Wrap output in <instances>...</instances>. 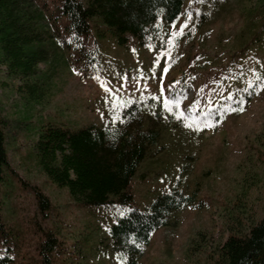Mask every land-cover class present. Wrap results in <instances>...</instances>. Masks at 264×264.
<instances>
[{"label":"rangeland","instance_id":"374dc122","mask_svg":"<svg viewBox=\"0 0 264 264\" xmlns=\"http://www.w3.org/2000/svg\"><path fill=\"white\" fill-rule=\"evenodd\" d=\"M45 1L51 11L57 0ZM260 2L187 0L176 21L154 25L160 27L146 44L134 38L119 44L111 30L94 28L80 48L60 22L62 43L49 62L39 63L52 82L38 102L27 99L21 80L0 63V109L17 173L6 175L0 192L6 224L0 248L5 253L12 247L11 264H39L38 246L48 229L59 240L54 253L59 264H127L126 252L110 237L111 226L173 187L193 194L196 205L175 211L173 223L153 233L138 264H217L229 231L239 226L244 232L260 220L264 47L254 41ZM253 79L259 88L248 103L237 98ZM137 100L145 102L147 123L162 132L131 181L133 202L76 204L38 165V128L48 122L116 126L122 109ZM31 186L50 198L45 213Z\"/></svg>","mask_w":264,"mask_h":264},{"label":"trees","instance_id":"16d2710c","mask_svg":"<svg viewBox=\"0 0 264 264\" xmlns=\"http://www.w3.org/2000/svg\"><path fill=\"white\" fill-rule=\"evenodd\" d=\"M186 1L57 0L50 11L44 8L45 0H0V63L7 67L9 75L21 80L27 99L38 102L50 91L52 82L51 73L40 69L39 63L49 62L52 52L62 43L58 40L60 22L80 48L94 28L111 30L119 44L128 43L130 38L146 44L150 32L160 27L154 25L160 22L165 27L176 21L185 10ZM260 3L254 13L259 19L253 34L258 47L263 48L264 0ZM150 36L154 37V33ZM250 84L248 91L243 88L236 94L247 103L259 88L255 79ZM144 103L137 100L126 105L116 126L91 123L74 128L56 122L43 124L34 144L38 165L54 183L66 187L80 206L103 204L111 199L131 204V181L162 132L158 124L147 123ZM6 127L7 118L0 109V192L6 175H17L9 158ZM31 188L38 207L45 213L52 206L50 198L39 186ZM194 201L193 194L173 187L160 193L147 208L133 207L121 216L111 226L110 237L115 247L126 252L127 264H138L153 233L171 225L173 213L196 205ZM2 205L0 194V209ZM0 231H6L1 212ZM58 246L55 232L48 229L38 246L39 264H59L54 255ZM1 251L0 248V264H11L12 247L8 246L5 253ZM218 254L217 264H264V215L244 232L239 226L231 229Z\"/></svg>","mask_w":264,"mask_h":264}]
</instances>
